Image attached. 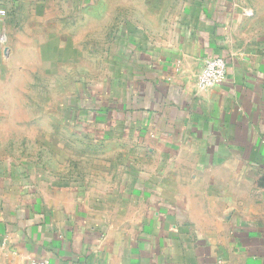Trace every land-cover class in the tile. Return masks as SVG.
Listing matches in <instances>:
<instances>
[{
  "label": "crops",
  "instance_id": "1",
  "mask_svg": "<svg viewBox=\"0 0 264 264\" xmlns=\"http://www.w3.org/2000/svg\"><path fill=\"white\" fill-rule=\"evenodd\" d=\"M0 10V81L45 97L0 117L25 145L0 154V264H264V0Z\"/></svg>",
  "mask_w": 264,
  "mask_h": 264
},
{
  "label": "rangeland",
  "instance_id": "2",
  "mask_svg": "<svg viewBox=\"0 0 264 264\" xmlns=\"http://www.w3.org/2000/svg\"><path fill=\"white\" fill-rule=\"evenodd\" d=\"M19 75L14 74L10 81H0V117L8 116L13 117V119L21 120L27 118L29 114V106L31 103L40 102L41 100L44 101L45 97L34 98L27 97L25 94L27 93V85L30 84L28 81H24L22 79H18ZM50 99V98H49ZM54 100L58 101L60 98H53ZM41 103V102H40ZM47 105L53 104L52 101H47ZM55 104V103H54ZM3 112V113H2ZM28 115V116H27ZM37 130L32 129L31 131L28 130L27 134L29 137H35L37 135ZM53 130L45 131L46 136L52 138L53 134H51ZM23 134V133H22ZM7 137V136H6ZM16 139L20 140V136H17ZM6 141V140H5ZM7 143V144H6ZM8 142L0 143V154L3 156L5 154H10V150L13 154H18L21 152L25 145L14 144L8 145ZM10 147V150H9ZM30 145H28V149L31 152H34L35 149H30ZM36 147V146H34Z\"/></svg>",
  "mask_w": 264,
  "mask_h": 264
},
{
  "label": "built area",
  "instance_id": "3",
  "mask_svg": "<svg viewBox=\"0 0 264 264\" xmlns=\"http://www.w3.org/2000/svg\"><path fill=\"white\" fill-rule=\"evenodd\" d=\"M5 11L0 10V15H4ZM228 75V63L222 56H213L205 59L202 68L197 77V83L200 88H213L222 85ZM40 264H51L42 261Z\"/></svg>",
  "mask_w": 264,
  "mask_h": 264
}]
</instances>
